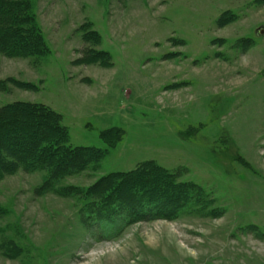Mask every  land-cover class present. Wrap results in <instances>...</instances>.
<instances>
[{
	"label": "rangeland",
	"instance_id": "1",
	"mask_svg": "<svg viewBox=\"0 0 264 264\" xmlns=\"http://www.w3.org/2000/svg\"><path fill=\"white\" fill-rule=\"evenodd\" d=\"M15 1L48 54H0V110L43 105L105 155L53 189L45 171L0 181V264H264V0ZM91 51L106 65L78 63ZM150 163L186 186L179 209L94 213L102 177Z\"/></svg>",
	"mask_w": 264,
	"mask_h": 264
},
{
	"label": "trees",
	"instance_id": "2",
	"mask_svg": "<svg viewBox=\"0 0 264 264\" xmlns=\"http://www.w3.org/2000/svg\"><path fill=\"white\" fill-rule=\"evenodd\" d=\"M30 10L23 1L0 0V54L8 58H39L48 54L44 36ZM83 33L86 43L98 40L93 33ZM107 56L91 51L78 63L89 64L98 60L106 65ZM17 85L22 89H37L31 84ZM122 136L118 127L100 134L109 148L120 143ZM104 155L105 151L99 148L70 147L60 115L43 105L18 102L0 110V181L18 170L27 173L45 171L49 176L47 185L53 189L64 178L97 165ZM171 177L150 163L132 172L104 176L86 195L97 200L93 211L98 216L104 211L108 216L112 215L115 207L134 215L151 205L179 209L181 202L187 199L182 192L186 186L175 188L170 182Z\"/></svg>",
	"mask_w": 264,
	"mask_h": 264
}]
</instances>
